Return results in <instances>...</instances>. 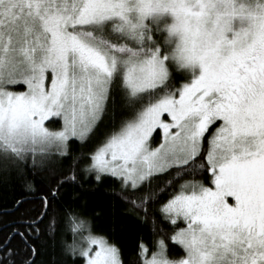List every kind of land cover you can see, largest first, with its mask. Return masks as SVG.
Returning a JSON list of instances; mask_svg holds the SVG:
<instances>
[{
    "label": "snow or ice",
    "instance_id": "6c2138e0",
    "mask_svg": "<svg viewBox=\"0 0 264 264\" xmlns=\"http://www.w3.org/2000/svg\"><path fill=\"white\" fill-rule=\"evenodd\" d=\"M0 264H264V0H0Z\"/></svg>",
    "mask_w": 264,
    "mask_h": 264
},
{
    "label": "trees",
    "instance_id": "16d2710c",
    "mask_svg": "<svg viewBox=\"0 0 264 264\" xmlns=\"http://www.w3.org/2000/svg\"><path fill=\"white\" fill-rule=\"evenodd\" d=\"M125 243H126V245L128 246V247H127V253H128V254H131V252H132V248L135 246V243H136L135 238H133V237H128V238L125 240Z\"/></svg>",
    "mask_w": 264,
    "mask_h": 264
}]
</instances>
